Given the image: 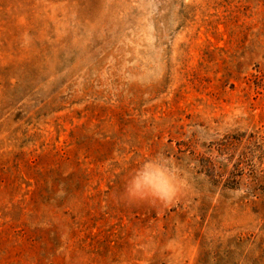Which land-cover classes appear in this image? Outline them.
I'll list each match as a JSON object with an SVG mask.
<instances>
[{"label":"rangeland","instance_id":"1","mask_svg":"<svg viewBox=\"0 0 264 264\" xmlns=\"http://www.w3.org/2000/svg\"><path fill=\"white\" fill-rule=\"evenodd\" d=\"M0 264H264V0H0Z\"/></svg>","mask_w":264,"mask_h":264},{"label":"clouds","instance_id":"2","mask_svg":"<svg viewBox=\"0 0 264 264\" xmlns=\"http://www.w3.org/2000/svg\"><path fill=\"white\" fill-rule=\"evenodd\" d=\"M129 195L135 197L137 195H143V193H138V192L133 190V191H130ZM173 195H175V191L173 192Z\"/></svg>","mask_w":264,"mask_h":264}]
</instances>
